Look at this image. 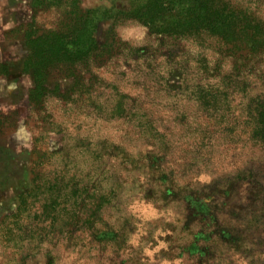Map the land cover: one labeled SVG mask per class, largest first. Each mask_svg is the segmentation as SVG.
Listing matches in <instances>:
<instances>
[{
    "label": "rangeland",
    "instance_id": "374dc122",
    "mask_svg": "<svg viewBox=\"0 0 264 264\" xmlns=\"http://www.w3.org/2000/svg\"><path fill=\"white\" fill-rule=\"evenodd\" d=\"M0 264H264V0H0Z\"/></svg>",
    "mask_w": 264,
    "mask_h": 264
}]
</instances>
